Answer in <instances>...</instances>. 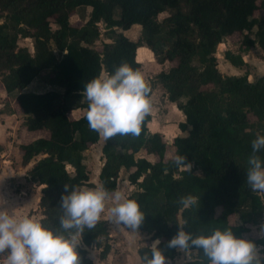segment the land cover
Here are the masks:
<instances>
[{
	"label": "trees",
	"instance_id": "obj_1",
	"mask_svg": "<svg viewBox=\"0 0 264 264\" xmlns=\"http://www.w3.org/2000/svg\"><path fill=\"white\" fill-rule=\"evenodd\" d=\"M87 9L82 25L71 22L72 14ZM258 10H263L260 16ZM163 12L169 15L159 20ZM136 24L142 31L133 39L125 32ZM103 33L106 39L100 41ZM236 33L240 51L257 46L264 50V0H0V82L18 102L27 129L45 132L19 145L23 163L34 161L27 180L42 186L40 220L59 228L64 185L92 184L85 153L100 140V133L88 125L84 84L114 72L123 62L141 71L136 54L146 46L159 63H171L157 78L185 121L171 142L149 129L150 113L139 135L105 139L101 186L114 193L122 171H128L135 190L126 198L137 200L145 213L138 230L149 233L152 241L158 238L167 259L178 253L167 245L179 225L193 235L230 228L264 251V239L251 234L264 217V192L253 190L246 180L252 141L264 134V74L253 81L246 71L225 74L216 56L217 47ZM21 38L32 40L34 52L20 44ZM224 54L239 68L245 64L240 53ZM42 74L53 88L27 90ZM79 108L85 113L72 118L70 113ZM8 110L2 107L0 114ZM255 154L264 159V149ZM177 155L185 156L192 167L177 166ZM187 195L196 197L194 205L180 202ZM111 237L106 219L85 228L81 264H94L92 246L106 259ZM187 251L195 254L189 264H208L201 249ZM145 253L150 254L149 245L138 248L142 262Z\"/></svg>",
	"mask_w": 264,
	"mask_h": 264
},
{
	"label": "clouds",
	"instance_id": "obj_2",
	"mask_svg": "<svg viewBox=\"0 0 264 264\" xmlns=\"http://www.w3.org/2000/svg\"><path fill=\"white\" fill-rule=\"evenodd\" d=\"M81 95L88 101L86 114L88 125L105 139L113 136L139 135L145 116L151 111L150 84L138 69L127 62L121 63L114 72L97 76L84 84ZM264 149V134L252 141L253 155L248 159L246 180L256 191L264 192V159L256 155ZM185 156L177 155V166L191 168ZM60 208L59 228L46 226L40 219L17 216L11 212L4 198L0 197V252L7 251L0 264H81L80 246L85 228L91 229L105 210L109 193L102 187L64 185ZM110 208L116 223L137 230L145 218L137 200L125 198L117 191ZM184 206L196 203L192 195L180 197ZM259 236L264 239V223ZM157 238L149 245L143 264H166V256ZM169 248L187 251L191 247L201 249L208 264H264V251L257 243L234 234L230 228L214 229L210 234L193 235L178 227L168 241Z\"/></svg>",
	"mask_w": 264,
	"mask_h": 264
},
{
	"label": "rangeland",
	"instance_id": "obj_3",
	"mask_svg": "<svg viewBox=\"0 0 264 264\" xmlns=\"http://www.w3.org/2000/svg\"><path fill=\"white\" fill-rule=\"evenodd\" d=\"M90 9H87L86 12L79 14H72L71 16V22L75 25H82V15H88ZM263 13V10H258L256 12L257 15H261ZM169 15V12H163L159 15V20H163V18L167 17ZM55 27V25H53ZM142 27L141 25H133L129 30H127L125 33L130 36L133 39H137L139 35L141 34ZM105 34L103 33L101 35V40H105ZM239 35L236 33L232 36H229L228 38L224 39V41L217 47L216 50V56L218 61V68L219 70L225 74L228 75H240L244 73L245 70H247L249 73H252L253 76L249 78V80L253 81L254 76L258 73H264V61H262L261 58H264V50H256L253 51L252 57L253 60L251 64L246 63L241 68L237 67L234 68L236 71H233L228 69L229 66H231V62L225 58V51L230 50L233 53H240L242 55V51H240L239 47ZM100 41H98V44L100 45ZM20 44L22 46H27L30 48L31 52H34L33 42L30 38H21ZM143 51H147L144 48H141L138 52V59L143 60L142 62V68L141 72L149 82L150 86L154 87L155 90V98L151 100V111L153 113L154 119L151 120V122L148 124V127L150 129H155L157 124L159 123V116L163 112H168L167 115H165V119L168 118H175V114L171 112L170 108L164 104L165 96H166V89L163 86L162 82L157 78V74L161 70H166L171 65L170 62L166 61L165 63H159L154 53L151 51L149 53V58H146V56L143 55ZM148 52V51H147ZM136 57V58H137ZM253 64V67L251 66ZM174 64V63H173ZM244 69V70H243ZM252 69V70H251ZM236 73V74H235ZM50 88H53L45 81V75L42 74L38 78H36L29 86V89L35 92H44ZM5 93V94H3ZM13 102V105L15 106V109L11 106ZM6 109V107H10L13 109V112L16 114L24 116L21 108L18 105V102H15V98L13 95H7L6 91L4 90L3 84L0 82V108ZM9 111V110H8ZM85 109L79 108L75 109L70 113V116L72 118H78L81 115H83V112ZM82 113V114H81ZM174 120V119H173ZM176 121V120H174ZM172 120L170 121H164L165 124L171 125ZM27 131L25 129L19 130V137L22 141H28L29 137H39L45 134L43 131H39L32 136L26 137ZM174 135V133H168L165 136V139L168 140V137H171ZM105 143V138L100 134V140L96 143L90 146V148L86 151V164L89 169V175H90V181L92 182L91 185L87 187H97L101 186L100 180H99V170H101V167L104 163V155L102 153L101 147ZM147 155V154H145ZM150 159L154 160L156 157L152 156ZM3 163L0 159V164ZM128 171L123 170L119 180H118V187L117 191L121 192L123 197H127L131 192L135 190V187L130 184L128 180ZM30 184H21L11 182L6 183L1 187V191L6 194L5 201L7 202V207L11 212H14L18 217L19 216H30L33 218L41 219L43 217V212L41 207L39 206V199H38V192H36L34 189L35 187ZM25 188L27 191L28 196H25L26 193H19L20 188ZM0 191V196H1ZM114 193L109 195V198L105 202V210L100 214V219H106L108 222V225L110 226V231L112 234V237L110 239L111 242V254L107 257L105 260H101L99 258V249L92 246L89 248V253L91 258L94 261V264H139V260L137 258V250L142 245H150L152 243V240H150V235L147 232H142L137 230H132L128 226L122 224V223H116L114 222L111 213L110 208L114 203V200L112 197H114ZM28 198L26 200L27 206L24 208L25 202H23L22 197ZM22 212V213H20ZM231 221L235 222L237 221V218L233 215L231 217ZM264 223V217L259 221V226H255L254 231L252 232V235L258 236L259 235V229L260 225ZM261 249V247H260ZM262 251V250H261ZM109 252V253H110ZM7 251L0 252V259L6 258ZM195 259L194 252L191 251H181L178 250V253L176 256L172 259H167L166 264H189L190 261Z\"/></svg>",
	"mask_w": 264,
	"mask_h": 264
},
{
	"label": "crops",
	"instance_id": "obj_4",
	"mask_svg": "<svg viewBox=\"0 0 264 264\" xmlns=\"http://www.w3.org/2000/svg\"><path fill=\"white\" fill-rule=\"evenodd\" d=\"M136 25H139V24H136ZM141 48H144V49H146L148 51V52L147 51L146 52L143 51V55L146 56V58H149L150 57L149 53L152 50L150 48L146 47V46H140L138 48V50H137V54H138L139 50H141ZM256 50H263V49L261 47L257 46L254 49L242 52V58H243L245 64L246 63L251 64V62L253 60L252 53H253V51H256ZM261 59H262V61H264V58H261ZM137 60L139 62H141V64H142V62H144L143 60L138 59V57H137ZM253 64L254 63H252V65H251L252 67H253ZM234 68H237V66H235L233 64H231V66L228 67V69H230V70L233 69V71H236ZM245 71L248 72L247 70H245ZM242 74H240V75H242ZM262 74H264V73H258L257 75H262ZM251 76H253V74L249 73V78ZM29 86L27 87V90H30ZM3 94H5V93H3ZM154 98H155V90L153 88V91H152V93L150 95V99L153 100ZM15 102H17V101L15 100ZM164 104L166 106H168L170 108L171 112L176 115L175 118H170V119L166 118L165 119V115H167L168 112H166V113L163 112L159 116V123L157 124L155 129H153V130L150 129V128L149 129L152 132H161L163 135H166V134L171 133V132L174 133V135H172L171 137H168V141L171 142L172 138L177 136L181 132V130L179 128V123L182 122V121H185V114L183 113L182 110H180L178 108V106H177V104L175 102H172V101H170L168 99L167 93H166V96H165ZM11 106L13 107V109H15V106L13 105V102H12ZM13 109H11V111H5L2 114H0V159L3 162V163L0 164V191H1V187L3 185H5L6 183L15 182V183H18V184H21V185L22 184H26V183L30 184V181L27 180V175H28V170L31 168V166H32L34 161H31L28 164H24L23 163V157H22L23 151L20 149L19 145L23 144V143H28V142L38 138V137H31L30 138L29 136H32L33 134L39 132V131H30V130H28L27 127L24 124V121H25L24 116L16 114L15 112H13ZM85 111L84 112L81 111V112H83V114H84ZM149 113L152 115V119H154L152 111H150ZM173 119L176 120V121H174ZM165 120L166 121L172 120V122L174 121L175 123H172L171 125L170 124L167 125V124L164 123ZM20 129H25V131H27L25 136L29 137L28 141H22L21 138L19 137V130ZM101 149H102V147H101ZM146 156L149 159L152 157V155H146ZM104 161H105V158H104ZM99 172H100V170H99ZM31 185L35 187L34 190L36 192H38V199L40 200L41 187L42 186L37 185L35 183H31ZM22 186L24 187V185H22ZM23 187L20 188V192L19 193L20 194L21 193L22 194L26 193L25 196H28L27 191ZM6 196L7 195L4 194L1 191V196L0 197L6 198ZM25 196L24 197L21 196L22 199H23L22 201L25 202L24 208H26V206H27L26 200H28V198H26ZM20 213H22V212H20ZM256 226H259V224H257ZM254 229L251 231V234L254 231ZM253 236H255V235H253ZM255 237H260V236L258 235V236H255ZM109 254H111V252ZM109 254H108V256H109ZM136 255H138V250H137V254ZM138 257H139V255L137 256V258ZM138 260L140 262L139 264H143V262L140 259V257L138 258Z\"/></svg>",
	"mask_w": 264,
	"mask_h": 264
}]
</instances>
